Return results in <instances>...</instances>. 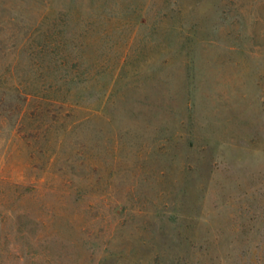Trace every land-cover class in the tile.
<instances>
[{
	"label": "rangeland",
	"instance_id": "obj_1",
	"mask_svg": "<svg viewBox=\"0 0 264 264\" xmlns=\"http://www.w3.org/2000/svg\"><path fill=\"white\" fill-rule=\"evenodd\" d=\"M0 264H264V0H0Z\"/></svg>",
	"mask_w": 264,
	"mask_h": 264
}]
</instances>
